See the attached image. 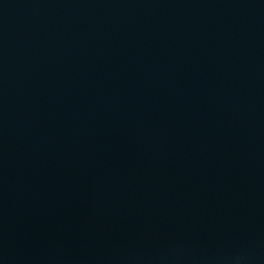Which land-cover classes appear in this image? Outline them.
<instances>
[{"label":"water","instance_id":"water-1","mask_svg":"<svg viewBox=\"0 0 264 264\" xmlns=\"http://www.w3.org/2000/svg\"><path fill=\"white\" fill-rule=\"evenodd\" d=\"M0 264H264V0H0Z\"/></svg>","mask_w":264,"mask_h":264}]
</instances>
